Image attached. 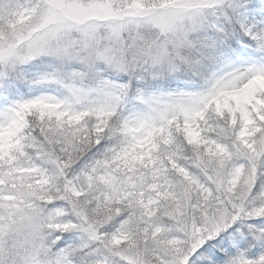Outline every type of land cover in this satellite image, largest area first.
<instances>
[{"label":"snow or ice","instance_id":"6c2138e0","mask_svg":"<svg viewBox=\"0 0 264 264\" xmlns=\"http://www.w3.org/2000/svg\"><path fill=\"white\" fill-rule=\"evenodd\" d=\"M0 264H264V0H0Z\"/></svg>","mask_w":264,"mask_h":264}]
</instances>
